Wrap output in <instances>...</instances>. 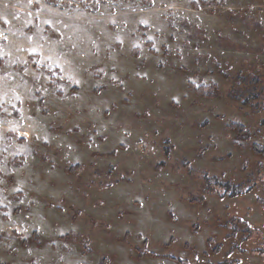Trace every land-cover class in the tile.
I'll use <instances>...</instances> for the list:
<instances>
[{
    "label": "rangeland",
    "instance_id": "374dc122",
    "mask_svg": "<svg viewBox=\"0 0 264 264\" xmlns=\"http://www.w3.org/2000/svg\"><path fill=\"white\" fill-rule=\"evenodd\" d=\"M255 144L264 0H0V264H264Z\"/></svg>",
    "mask_w": 264,
    "mask_h": 264
},
{
    "label": "trees",
    "instance_id": "16d2710c",
    "mask_svg": "<svg viewBox=\"0 0 264 264\" xmlns=\"http://www.w3.org/2000/svg\"><path fill=\"white\" fill-rule=\"evenodd\" d=\"M207 88H208L207 86H200V87L198 88V91L201 92V93H204V94H209L208 92H206V89H207ZM232 125L237 129L238 132H243V131L245 130V127H244L243 124L232 123ZM254 149H255L256 151H258V152H263V153H264V148H262V147L259 148V146L256 145V144L254 145ZM210 183H212V182H211L210 180H208V178H206V184H207V186H208ZM220 185H221V187H223V188L225 189V191H230V194H231V195H233V194L236 192L235 189H237V188H233V189H232L233 186H231L229 183H220ZM207 186H206V187H207ZM208 189H209V188H208ZM246 190H247V189H246ZM240 192H243V190L240 189V187H238V189H237V193H240ZM126 234L128 235V232H127ZM143 244H146V241H144ZM139 254H141L140 251H139ZM178 261L180 262V264H188V262H187V261H184L183 259H179ZM105 262H106V260H103V261H101L100 264H104Z\"/></svg>",
    "mask_w": 264,
    "mask_h": 264
},
{
    "label": "snow or ice",
    "instance_id": "6c2138e0",
    "mask_svg": "<svg viewBox=\"0 0 264 264\" xmlns=\"http://www.w3.org/2000/svg\"><path fill=\"white\" fill-rule=\"evenodd\" d=\"M97 2H99V0H97ZM28 3H29V4H32V3H33V0H28ZM151 3L154 5V4L156 3V0H151ZM6 6H7V5H6ZM28 15L30 16V15H32V13L29 12ZM6 22H7V21H6ZM112 22L115 23V21H112ZM48 23H51V21H48ZM5 38H6V37H5ZM150 39H151V38H150ZM73 47H75V45H73ZM31 51H32V52H36L37 50H36L35 48H32ZM25 63H26V61H25ZM75 82H76V83H79V81H75ZM13 130L16 131V129H13ZM19 135L22 136V137L27 138V137L29 136V132H27V131H22V132H19ZM35 138H36L37 140L41 139V137H40L39 135H37ZM43 139H44L45 141H47L48 138L45 136V137H43ZM13 171H15V170H13ZM3 183H5V181H4V180H0V184H3ZM22 184H23V182L21 181V182H20V185H21V186H19V187H14V188L12 189V191H13V192H20V191H23ZM20 203L23 204L24 201L21 200ZM28 203L31 204L32 201H28ZM5 215H6V216H10V213H5ZM12 224H13V227L16 228V231H17V232H21V231H22V232H25V233L27 232V228H22L21 226L17 225L15 221H12ZM2 230H3V229L0 228V231H2Z\"/></svg>",
    "mask_w": 264,
    "mask_h": 264
}]
</instances>
